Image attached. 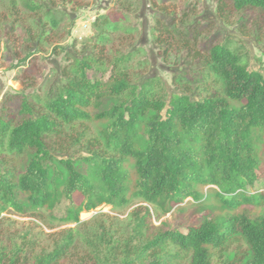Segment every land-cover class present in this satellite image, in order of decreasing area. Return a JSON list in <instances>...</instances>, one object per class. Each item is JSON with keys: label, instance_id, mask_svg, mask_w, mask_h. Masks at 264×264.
<instances>
[{"label": "trees", "instance_id": "obj_1", "mask_svg": "<svg viewBox=\"0 0 264 264\" xmlns=\"http://www.w3.org/2000/svg\"><path fill=\"white\" fill-rule=\"evenodd\" d=\"M232 2L237 11H264V0ZM50 19L55 25V18ZM207 60L210 73L224 82L225 95L177 97L168 107L150 92L152 82L125 99L130 84L119 69L107 82L92 81L88 72L100 68L99 59L74 56L47 96H23L14 118L0 115V157L33 154L22 170L0 164V219L9 212L54 211L66 199L69 206L61 221L79 223L82 214L103 206L122 207L131 196L168 213L189 198L201 199L198 188L215 187L229 212L222 224L208 218L186 234H156L144 216L125 240L101 228L84 242L97 264H172L181 255L188 257V264H211L213 250L241 235L252 252L247 264H264V216L235 213L243 205L264 206V191L249 193L264 163V75L250 70L229 46H215ZM27 83L23 77L21 84ZM112 99L119 105L107 108ZM99 121H113L103 132L111 152L84 157L82 168L73 159H59L68 172L60 198L50 179V140L65 127ZM73 241L70 236L36 264L59 262Z\"/></svg>", "mask_w": 264, "mask_h": 264}, {"label": "rangeland", "instance_id": "obj_2", "mask_svg": "<svg viewBox=\"0 0 264 264\" xmlns=\"http://www.w3.org/2000/svg\"><path fill=\"white\" fill-rule=\"evenodd\" d=\"M218 45L229 46L250 70L264 75V11H237L232 0H0V115L14 118L23 96H47L74 56L99 59L100 68L88 72L92 81L107 82L119 69L130 84L125 99L150 82V92L168 107L182 96L193 100L223 97L224 82L206 65ZM23 77L26 87L21 84ZM119 103L112 99L106 105L112 108ZM113 121L65 127L50 140V179L60 198L68 172L59 159H73L82 168L84 157L111 152L105 147L103 132ZM32 156L30 152L6 154L0 164L22 170ZM258 174L260 180L249 192L252 195L264 191V163ZM198 191L201 199L189 198L168 213L133 196L122 207L103 206L84 213L79 223L61 221L69 206L66 199L54 211L6 213L0 219V264H36L37 258L59 249L70 236L72 246L53 264H97L84 237L106 228L116 240H125L144 216L156 234H186L208 218L222 224L229 212L216 196L218 189ZM235 213L256 218L264 216V206L243 205ZM251 259L249 245L237 235L213 250L211 264H247ZM171 261L189 263L185 255Z\"/></svg>", "mask_w": 264, "mask_h": 264}]
</instances>
